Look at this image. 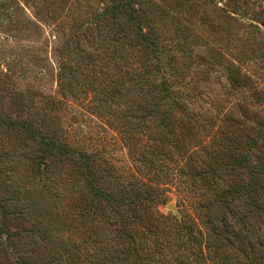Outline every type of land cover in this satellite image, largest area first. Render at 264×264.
Wrapping results in <instances>:
<instances>
[{
	"label": "rangeland",
	"instance_id": "374dc122",
	"mask_svg": "<svg viewBox=\"0 0 264 264\" xmlns=\"http://www.w3.org/2000/svg\"><path fill=\"white\" fill-rule=\"evenodd\" d=\"M126 9L134 11L135 21L157 45L162 73L152 72L155 81L160 83L163 74L169 88L184 97L181 103L191 118L187 121L198 126L196 140L187 149L167 148L171 154L157 174L161 197L166 199L160 211L184 215L195 199L186 167L194 146L209 148L211 140L220 133L225 137L228 131V136L237 133L244 141L258 140L251 153L264 157V0H0V120L32 115L44 135L74 148L97 149L107 157L110 169H131L148 178L136 152L154 150L152 134L134 132L130 146L123 144L117 126L126 114L123 108L107 102L96 109L99 103L88 88L90 82L98 87L101 74L97 73L112 58L123 71L143 61L141 40L126 18H113ZM104 11L108 16H103ZM152 59L146 58L148 68L156 69ZM86 69H94L95 78ZM70 73L81 93L70 95L62 89ZM117 73L109 69L110 82L120 76ZM21 145L18 136L0 125V153L18 157ZM10 161L4 156L0 169L7 170ZM61 167L55 183L35 179L19 167L14 182L0 192L9 199L17 185L23 193L14 202L19 204L7 202L4 211L11 215L0 225V233L11 236L13 251H29L26 231L31 229L13 212L28 205L30 192L40 191L42 185L53 196L64 194L75 167ZM199 185L195 180L197 193ZM45 191L42 200L52 202ZM40 193L32 198L38 199ZM67 204L62 197L58 209L73 213L64 208ZM4 239L0 234V241ZM16 257L0 245V264H15Z\"/></svg>",
	"mask_w": 264,
	"mask_h": 264
},
{
	"label": "trees",
	"instance_id": "16d2710c",
	"mask_svg": "<svg viewBox=\"0 0 264 264\" xmlns=\"http://www.w3.org/2000/svg\"><path fill=\"white\" fill-rule=\"evenodd\" d=\"M118 17H125L141 40L143 61L123 71L112 58L103 65L105 70L97 73L101 74L98 87L90 82L88 88L99 103L96 109L101 110L107 102L123 108L126 114L117 125L123 144L130 146L134 132L152 134L154 150L136 152L144 176L149 177L131 169H110L107 157L97 149L74 148L58 137L44 135L32 115L0 120L1 126L22 141L18 157L0 153L1 166L4 156L11 158V166L0 169V192L14 182L19 167L50 183H55L56 174H62L61 166L75 167L64 194L53 196L48 186L42 185L40 191L30 192L28 205L13 212L16 219L31 226L26 231L29 251H13L11 236L4 231L0 245L5 253H17L15 264H264V157L251 153L258 140L244 141L237 133L228 136L227 131L225 137L220 133L211 140L209 148L194 146L186 165L194 202L189 208L184 206V215L160 211L166 199L161 197L157 183L161 176L157 174L171 154L167 148L187 149L196 140L198 126L187 121L190 117L181 103L184 97L169 88L163 74L160 83L155 81L152 72L162 71L157 45L135 21L134 11L126 9L113 16ZM148 55L155 60L156 69L148 68ZM111 68L120 76L110 82ZM75 69L71 70L79 72V67ZM93 70L87 72L95 78ZM74 78L70 73L62 88L70 95L81 93ZM195 180L201 187L196 189L198 193ZM45 188L52 202L42 200ZM13 189L9 199L0 193L1 226L11 215L4 211L7 202L19 204L14 202L23 194L17 185ZM35 192H41L38 199L32 198ZM62 197L68 203L64 208L73 213L58 209Z\"/></svg>",
	"mask_w": 264,
	"mask_h": 264
},
{
	"label": "water",
	"instance_id": "95a60500",
	"mask_svg": "<svg viewBox=\"0 0 264 264\" xmlns=\"http://www.w3.org/2000/svg\"><path fill=\"white\" fill-rule=\"evenodd\" d=\"M169 208H171V206H169Z\"/></svg>",
	"mask_w": 264,
	"mask_h": 264
}]
</instances>
